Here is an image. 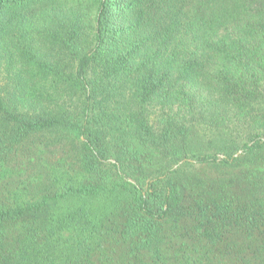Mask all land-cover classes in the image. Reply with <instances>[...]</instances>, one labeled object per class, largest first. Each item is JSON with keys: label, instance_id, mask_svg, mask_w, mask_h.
Wrapping results in <instances>:
<instances>
[{"label": "trees", "instance_id": "16d2710c", "mask_svg": "<svg viewBox=\"0 0 264 264\" xmlns=\"http://www.w3.org/2000/svg\"><path fill=\"white\" fill-rule=\"evenodd\" d=\"M0 264H264V0H0Z\"/></svg>", "mask_w": 264, "mask_h": 264}, {"label": "rangeland", "instance_id": "374dc122", "mask_svg": "<svg viewBox=\"0 0 264 264\" xmlns=\"http://www.w3.org/2000/svg\"><path fill=\"white\" fill-rule=\"evenodd\" d=\"M209 172H211L212 175H216V174H217V173L214 172V171H209ZM14 175H15V176L18 175V172H16Z\"/></svg>", "mask_w": 264, "mask_h": 264}]
</instances>
